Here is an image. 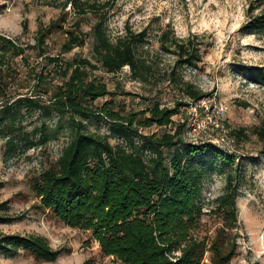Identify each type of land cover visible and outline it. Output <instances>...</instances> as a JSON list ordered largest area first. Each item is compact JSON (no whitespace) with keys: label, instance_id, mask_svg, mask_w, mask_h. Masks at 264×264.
Listing matches in <instances>:
<instances>
[{"label":"trees","instance_id":"16d2710c","mask_svg":"<svg viewBox=\"0 0 264 264\" xmlns=\"http://www.w3.org/2000/svg\"><path fill=\"white\" fill-rule=\"evenodd\" d=\"M68 6L74 17L65 29L60 52L47 54L46 38L52 29L66 22ZM105 6L91 0H65L58 5L59 19L46 28L40 27L34 44L23 45L0 33L1 149L9 158L57 139L69 127V141L55 165L36 177L33 190L40 206L64 224L92 231L102 253L114 256L118 264H201L207 243L193 236L192 230L206 213L204 180L227 167L224 192L210 210L222 218L223 224L207 250L211 251V264H230L237 249L230 230L238 222V185L229 169L237 155L211 141L187 139L186 123L174 118L189 104L211 97L178 72V67L184 65L199 67L201 42L195 35L177 36L169 24L160 28L158 51L175 57L173 68L161 72L157 55L151 57L145 48L149 42L145 31L127 27L115 37L108 33L102 11ZM89 12L96 15L90 32V56L76 54L64 59L61 54L86 43L87 33L80 28V18ZM242 31L264 33V12L251 16ZM29 49L42 58L33 72V90L28 95H10L7 90L14 75L7 56H20L28 63ZM125 67L133 80L145 88L150 85L148 92L155 89L159 94L168 87L179 96L166 104L158 94L140 95L144 106L126 109L116 99L117 94L125 92L112 91L99 74H116ZM243 71L254 81L264 83V66ZM99 99L104 100L99 103ZM37 113L39 123L31 127L24 123L25 115ZM54 115L58 118L51 123ZM86 120L105 121L110 133L89 130ZM152 127L155 130L143 132ZM252 133L264 152V123L254 126ZM229 134L234 141L247 137L244 128ZM112 136L119 142L112 143ZM242 160L240 157L238 162ZM0 210H8L6 202L0 203ZM22 217L0 216V222ZM22 252L54 261L60 250L52 248L41 235L0 232V256L14 257Z\"/></svg>","mask_w":264,"mask_h":264},{"label":"rangeland","instance_id":"374dc122","mask_svg":"<svg viewBox=\"0 0 264 264\" xmlns=\"http://www.w3.org/2000/svg\"><path fill=\"white\" fill-rule=\"evenodd\" d=\"M65 0H0V33L11 37L17 43L34 44L40 27H47L52 20H58L59 4ZM100 4L105 14L108 33L115 37L127 27L134 31H145L149 55H157L161 72L170 71L175 62L173 55L158 51L157 33L167 24L177 36L195 35L201 42L202 61L198 68L178 67L184 78L211 97L197 104H189L182 114L174 118L187 125V139L205 141L208 134L230 135L234 129L244 128L246 138L233 142L232 152L236 163L230 172L235 175L238 185V222L233 230L237 243L236 255L230 264H264V152L262 143L252 133L254 126L264 123V83L254 81L243 70L264 66V33H245L242 26L251 17L264 12V0H91ZM69 15L61 27L52 29L46 38L47 54L56 55L66 38L65 29L72 24L74 13L67 7ZM96 21L94 12L80 18V28L87 33L86 43L61 54L68 59L76 54L90 56L91 28ZM61 24V23H60ZM25 25V29L23 26ZM157 52V53H156ZM27 62L20 56H7L14 81L7 90L10 95H28L33 90L34 69L42 62L32 49L27 50ZM28 64V65H27ZM1 66V63H0ZM108 87L119 89L116 99L126 109L138 110L144 106L140 95L158 94L155 89L146 88L130 77L125 67L116 74L99 72ZM164 89L158 96L162 103L171 104L178 92ZM104 99H99L101 103ZM25 115L23 121L31 127L39 123L38 113ZM57 116L51 118L55 123ZM66 120V116L63 118ZM89 130L110 133L105 121H84ZM155 130L143 129L144 133ZM71 137V129L65 127L57 139L45 145H37L26 151H19L11 157L4 155L0 142V203L6 202L7 211L0 210V216H19L11 222H0V232L37 234L44 236L60 253L56 260L45 261L22 252L14 257L0 256V264H118L114 256H105L99 241L92 231L73 228L53 215L52 211L40 206V198L33 190V182L44 170L55 165L63 147ZM212 139L216 146L221 144ZM112 143L119 142L112 136ZM232 144V143H231ZM243 160L238 162L239 158ZM208 175L203 184L205 214L193 236L205 240L207 249L222 227V218L210 210L215 199L224 192L228 168ZM203 255L201 264H211V251Z\"/></svg>","mask_w":264,"mask_h":264},{"label":"built area","instance_id":"2783aa9c","mask_svg":"<svg viewBox=\"0 0 264 264\" xmlns=\"http://www.w3.org/2000/svg\"><path fill=\"white\" fill-rule=\"evenodd\" d=\"M210 138H205V141H211L212 139H215L214 141H217L221 144L220 147H222L223 149H226L229 152H232V146H233V142L234 139L232 137H230L229 135H218L217 137L212 136V134H208ZM194 141H198L197 138L194 139ZM232 143V144H231Z\"/></svg>","mask_w":264,"mask_h":264}]
</instances>
